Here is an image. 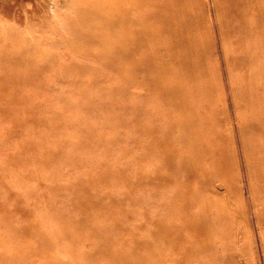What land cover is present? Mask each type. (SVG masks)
Here are the masks:
<instances>
[{"label": "rangeland", "instance_id": "obj_1", "mask_svg": "<svg viewBox=\"0 0 264 264\" xmlns=\"http://www.w3.org/2000/svg\"><path fill=\"white\" fill-rule=\"evenodd\" d=\"M112 1L0 11V264H264V0H181L171 54Z\"/></svg>", "mask_w": 264, "mask_h": 264}, {"label": "bare ground", "instance_id": "obj_2", "mask_svg": "<svg viewBox=\"0 0 264 264\" xmlns=\"http://www.w3.org/2000/svg\"><path fill=\"white\" fill-rule=\"evenodd\" d=\"M11 1L12 0H0V11H5L6 12V11L12 10V8H14V6H13L14 5V0H13V2H11ZM123 1L124 0H113L108 5L104 4V8H101L102 4L99 3L98 12L96 11V8L98 7V4L96 3V8L94 9V11L92 10V14H96L95 15V16H97L96 18H99V19L101 18V19H104V20H110V19H108V16H110V13H114L115 9L118 6L120 7V4L123 3ZM125 1H127L129 4L133 5L134 12L137 15V18L134 19V20H131V19H129V17L127 18L125 16L124 12L122 14L117 13V14L113 15V19H111V21L114 22L115 33L127 32L129 30V28H130V23L131 22H134L137 19H138V22H139L140 21V17L145 15V13L143 14L142 8L140 9V6L143 5L144 3H147L148 0H136L135 3H133V0H125ZM48 4L50 5V3H48ZM183 6H185V5H183V1H181V0H171L169 3H167L166 0H159L157 3H155L154 10H153V12L151 14V16L153 17L152 21H155L154 24L149 26L148 23H143L142 22V25H139L138 23H136V25L139 26V30H143L144 31V33H145L147 38L151 39L153 37H158V38L162 37V38H168V39L165 41L164 45H162V40H160L158 46H152V45L150 46V45H148L146 47L139 46L135 39H131V40L128 41L129 44H131V49L129 47L130 53L138 54V53H140L142 51L155 52V50L158 47H165L166 51L171 54L174 50H178V51L184 50V49H182V46L185 43L191 44L192 43V39L195 36V34L193 33L194 29H193V25H192V22H191L193 20V17L191 15L192 19L190 17L188 19L185 16L178 17V15H177V11L180 8L183 9L184 8ZM123 7H124V5H123ZM49 8H50V6H49ZM231 10H233V8ZM81 13H83V11H81ZM157 19L160 21V23L158 22ZM237 20H239V19H237ZM157 24H159V25L157 27H155V25H157ZM87 29L92 31L94 36L96 38H98V35H99L98 31H100V30L95 29V28H93V29L90 28L89 29L88 26H87ZM137 33H138V30H137ZM249 37H251V36H249ZM197 51H198L197 47H196V49H192L191 50V52L194 55H196ZM185 63H187V62L186 61H182L180 59L178 60V59L175 58L173 60V62L170 63L167 66V71L169 69L171 71H173V70L177 71L176 67H178V65L185 66L186 65ZM182 221H184V220H182ZM181 224H180V226H181ZM185 226H186V224H185ZM173 228H175V227H173ZM183 228L184 227H181L182 230H183ZM178 229H179V226H178ZM173 231H176V230H172V232ZM187 240H188V236H187ZM180 241H181V238H180ZM188 242H189V244L187 242H186V244H188L190 246V241L188 240ZM192 246H193V244H192ZM151 254H149V255L147 254V255H145L143 257L144 260L148 264L151 262V258H152ZM187 256L180 255L179 257L182 258L183 261L187 262L188 261L187 258H186ZM141 261H142V259H141Z\"/></svg>", "mask_w": 264, "mask_h": 264}]
</instances>
